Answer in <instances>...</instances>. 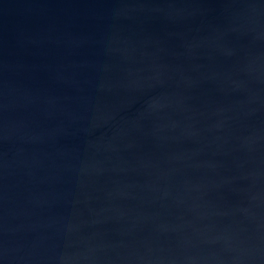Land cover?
I'll list each match as a JSON object with an SVG mask.
<instances>
[{"label":"water","instance_id":"water-1","mask_svg":"<svg viewBox=\"0 0 264 264\" xmlns=\"http://www.w3.org/2000/svg\"><path fill=\"white\" fill-rule=\"evenodd\" d=\"M0 264H264V0H0Z\"/></svg>","mask_w":264,"mask_h":264}]
</instances>
